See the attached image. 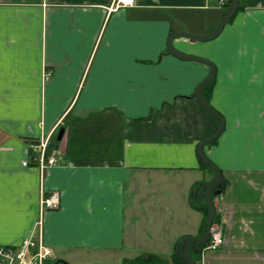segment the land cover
<instances>
[{
  "label": "crops",
  "instance_id": "obj_1",
  "mask_svg": "<svg viewBox=\"0 0 264 264\" xmlns=\"http://www.w3.org/2000/svg\"><path fill=\"white\" fill-rule=\"evenodd\" d=\"M238 3L214 41L174 39L215 64L210 103L225 119L204 148L227 181L213 198L225 243L196 264H264V0ZM223 6L0 0V246L29 235L41 189L59 194L43 215L48 264L168 259L178 238L201 234L190 190L212 176L196 145L218 124L191 96L207 67L171 56L166 41L211 33ZM60 128L41 175L32 140L51 143Z\"/></svg>",
  "mask_w": 264,
  "mask_h": 264
},
{
  "label": "water",
  "instance_id": "obj_2",
  "mask_svg": "<svg viewBox=\"0 0 264 264\" xmlns=\"http://www.w3.org/2000/svg\"><path fill=\"white\" fill-rule=\"evenodd\" d=\"M238 0H229V6L226 9V11L223 13L222 17L218 21L216 27L211 33L208 34H194L188 31H176L171 33L166 41V49L167 53L170 54L171 56L178 58L180 60L184 61H190V62H195L204 65L207 67V74L197 83L194 92L192 94V97L196 99L197 103L199 106L205 110L207 113L212 115L218 120V125L216 129L212 132L211 135L208 137L202 139L199 141L196 145V154L197 157L199 158L200 161H202L205 165L210 167L213 171L214 174L213 176L207 180V182L204 185L203 188V195H204V200L207 205V217L204 222L202 231L200 235H187L183 240H182V251H183V258L188 264H196L195 260L193 259L191 255V250L194 252H202L205 244L207 243L210 235V227L213 223V219L216 213V207L215 203L213 200V196L220 194L221 189L223 188V175L219 167L208 157V155L205 152V146H208L211 144L213 141L217 140L220 134L222 133L224 127H225V119L224 116L217 110L215 109L204 97L203 95V87L209 83L216 74V66L215 64L202 56L195 55V54H190L186 53L184 51L179 50L175 45H174V39L176 38H185L189 42H208L220 34L226 23L234 16V14L238 10ZM64 133V128H60L57 132L56 135V140H61L62 136ZM213 187L216 188L215 191H213ZM193 243H196V246L193 247ZM129 264V263H126ZM155 264H170V263H155Z\"/></svg>",
  "mask_w": 264,
  "mask_h": 264
},
{
  "label": "built area",
  "instance_id": "obj_3",
  "mask_svg": "<svg viewBox=\"0 0 264 264\" xmlns=\"http://www.w3.org/2000/svg\"><path fill=\"white\" fill-rule=\"evenodd\" d=\"M123 5L132 4L133 0H116ZM224 3V0H219ZM48 79V75L44 76ZM50 134L41 137L37 143L31 144V151L34 153L33 160L37 163L41 175L44 169L56 162L54 150L46 154ZM59 194L56 191L41 189L39 196V216L29 235L16 246H0V264H45L52 256V250L44 243L43 239V215L46 211L58 206ZM226 219L221 217L220 222L212 223L210 235L202 251H216L225 243L223 228Z\"/></svg>",
  "mask_w": 264,
  "mask_h": 264
},
{
  "label": "trees",
  "instance_id": "obj_4",
  "mask_svg": "<svg viewBox=\"0 0 264 264\" xmlns=\"http://www.w3.org/2000/svg\"><path fill=\"white\" fill-rule=\"evenodd\" d=\"M229 6V0H224V8H223V12L222 14L226 11V9L228 8ZM243 7L242 6H238V10L239 9H242ZM232 19V18H231ZM230 19V20H231ZM229 20V21H230ZM214 30V29H213ZM212 30V31H213ZM215 81V77L209 82L207 83L204 87H203V95L205 97V99L210 103V98H211V90H212V86H213V83ZM192 96V95H191ZM211 104V103H210ZM212 116V115H211ZM213 117V116H212ZM216 121H217V124H218V120L213 117ZM31 141V140H30ZM60 141V140H59ZM58 140H56V138L53 140V142L49 143L48 146H47V151H46V154L48 155L51 150H53L56 146V144L59 142ZM32 142L34 143H37L38 140L34 139L32 140ZM215 141H213L212 143H215ZM32 155H31V161L32 163H35L37 164L34 160H33V157H34V153L31 151ZM200 161V160H199ZM200 166L205 170L207 171L208 173H210L211 176H213L214 174V171L208 167L207 165H205L202 161H200ZM223 188L221 189L220 193H222L225 189V186H226V183L227 181L223 178ZM207 182V179H203L199 182H196L191 190H190V198H189V201H190V204L191 206L194 208V209H197L199 211L202 212L203 214V221H202V225H201V228H200V233L202 231V228H203V225H204V222L206 220V217H207V205L205 203V200H204V195H203V188H204V185L205 183ZM216 188L213 187V191H215ZM218 195V194H217ZM217 195H214L213 198H215ZM217 222H220V214L218 211H216L215 213V216H214V219H213V223H217ZM186 236H183V237H180L177 239V241L175 242V249H174V252L172 253L171 257H169L168 259H162L156 255H153V254H141L139 256H137L136 258L134 259H131V260H125L123 261L122 264H126V263H129V264H155V263H170V264H188L185 260H184V256H183V251H182V247H181V244H182V240L185 238ZM206 245V244H205ZM193 247L196 246V243H193L192 245ZM203 247H201L202 249ZM200 251L199 252H194L193 250H191V255L193 257L194 260H197L200 256ZM48 261V260H47ZM46 261L45 264H48ZM59 263H62V264H69L67 263L66 261H63V260H57L55 261L54 264H59Z\"/></svg>",
  "mask_w": 264,
  "mask_h": 264
},
{
  "label": "rangeland",
  "instance_id": "obj_5",
  "mask_svg": "<svg viewBox=\"0 0 264 264\" xmlns=\"http://www.w3.org/2000/svg\"><path fill=\"white\" fill-rule=\"evenodd\" d=\"M214 40H215V39H213V40H211V41H214ZM56 134H57V131L55 132V137H56ZM53 150H54V149H53ZM51 152H53V151L51 150ZM51 152H50V153H51ZM50 153H49V154H50Z\"/></svg>",
  "mask_w": 264,
  "mask_h": 264
}]
</instances>
